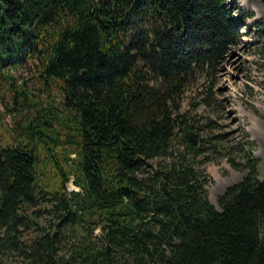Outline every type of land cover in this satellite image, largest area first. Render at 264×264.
Here are the masks:
<instances>
[{
	"label": "trees",
	"instance_id": "1",
	"mask_svg": "<svg viewBox=\"0 0 264 264\" xmlns=\"http://www.w3.org/2000/svg\"><path fill=\"white\" fill-rule=\"evenodd\" d=\"M253 17L237 0H0V74L35 67L61 104L17 122L18 139L0 146V254L18 247L33 214L22 211L49 201L76 240L64 257L61 230L38 236L39 264H264L254 142L243 128L228 142L195 106L181 107L190 81L214 72ZM249 26L264 59V24ZM18 87L14 104L29 107ZM218 158L246 173L217 209L203 164Z\"/></svg>",
	"mask_w": 264,
	"mask_h": 264
},
{
	"label": "rangeland",
	"instance_id": "2",
	"mask_svg": "<svg viewBox=\"0 0 264 264\" xmlns=\"http://www.w3.org/2000/svg\"><path fill=\"white\" fill-rule=\"evenodd\" d=\"M238 6L245 10H252L254 17L246 21L242 27V43L229 53L217 66L214 72L207 76L197 74L187 85L182 97V110L195 106L196 113L202 121L212 120L217 132L226 135L228 142H234L243 128L249 139L254 142L253 153L258 158V177L264 178V59H259L257 49V36L252 23L261 20L264 24V4L260 0H237ZM248 25V26H247ZM34 66V65H32ZM35 67H18L13 70V78H9L7 70L0 74V146L6 143H14L16 136L12 128L19 122L21 127L28 118L33 119L37 115V109L41 111L38 117L43 115L41 106L49 107L54 104L60 107V96L54 86L44 87L35 78ZM6 77V78H5ZM14 83V85H11ZM20 86L27 96L29 107H17L13 100V89ZM207 86L212 87V101L206 105L202 100L207 94ZM12 87V88H11ZM23 96L18 94L17 99ZM26 99V98H25ZM16 107L9 110L8 107ZM13 111L19 112L13 114ZM44 114L46 121H55L57 111ZM38 117L36 119H38ZM50 117V118H49ZM52 120V121H51ZM61 121V118L59 119ZM52 128L53 126H49ZM74 158V154L70 155ZM209 175V182L205 185L210 202L218 209L217 200L225 189L233 183L240 181L245 170H237L230 166L225 158L216 161L208 160L203 164ZM47 177L53 173L52 167L44 169ZM68 190L77 189L71 180L66 184ZM217 193H215V190ZM31 213L30 221L19 227L20 243L18 247L10 245L0 254V264H39V259L32 251L31 244L38 237L48 232L49 234H63L59 242L58 255L68 257L69 246L76 239L70 227L64 226L60 214L62 210L56 208L51 202L37 203L22 211ZM89 224H92L90 222ZM95 224V221H94ZM93 235L98 237L100 227L95 226ZM58 236V235H57Z\"/></svg>",
	"mask_w": 264,
	"mask_h": 264
},
{
	"label": "bare ground",
	"instance_id": "3",
	"mask_svg": "<svg viewBox=\"0 0 264 264\" xmlns=\"http://www.w3.org/2000/svg\"><path fill=\"white\" fill-rule=\"evenodd\" d=\"M219 189V187H217V189L215 190V193H217V190Z\"/></svg>",
	"mask_w": 264,
	"mask_h": 264
}]
</instances>
